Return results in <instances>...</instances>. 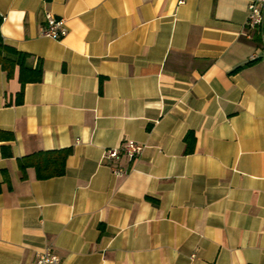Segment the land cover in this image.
Wrapping results in <instances>:
<instances>
[{"label": "crops", "instance_id": "1", "mask_svg": "<svg viewBox=\"0 0 264 264\" xmlns=\"http://www.w3.org/2000/svg\"><path fill=\"white\" fill-rule=\"evenodd\" d=\"M179 2L0 0L3 42L42 67L20 99L0 67V264H264V34L249 0ZM126 140L141 155L107 163ZM60 149L63 176L22 178Z\"/></svg>", "mask_w": 264, "mask_h": 264}, {"label": "trees", "instance_id": "2", "mask_svg": "<svg viewBox=\"0 0 264 264\" xmlns=\"http://www.w3.org/2000/svg\"><path fill=\"white\" fill-rule=\"evenodd\" d=\"M2 19L0 18V26ZM264 34V27L258 29ZM248 62L245 66L252 64ZM0 67L6 73L7 78L13 76V70L18 67L19 69V82L21 90L18 93L19 99L22 97L23 87L27 83H39L42 78V67L38 61L33 67L31 64V56L26 53L17 51L16 49L6 45L3 42L0 33ZM70 149H60L53 151H40L30 155H26L18 159V167L21 172L22 178L26 177V170L33 168L35 170L36 178L38 180H48L52 178L61 177L65 174L66 160L70 155ZM9 152L3 151L4 157H9ZM0 184V193H1Z\"/></svg>", "mask_w": 264, "mask_h": 264}, {"label": "built area", "instance_id": "3", "mask_svg": "<svg viewBox=\"0 0 264 264\" xmlns=\"http://www.w3.org/2000/svg\"><path fill=\"white\" fill-rule=\"evenodd\" d=\"M185 0H180L183 4ZM46 25L41 28L40 35L45 38L60 40L67 35L68 29L63 18H58L52 13L45 14ZM247 27L251 30L261 29L264 26V0H249L248 3V19ZM143 146L132 141L126 140L121 147L109 148L105 153V160L110 163L119 159L122 154L129 162L135 160L142 153ZM109 168L116 176H121L125 173L124 169L109 164ZM33 264H62L59 256L50 249H46L40 254Z\"/></svg>", "mask_w": 264, "mask_h": 264}]
</instances>
